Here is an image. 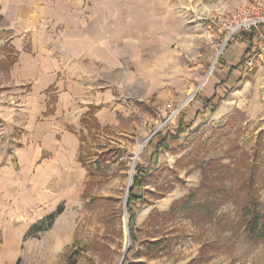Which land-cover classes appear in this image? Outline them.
<instances>
[{
    "label": "rangeland",
    "instance_id": "obj_1",
    "mask_svg": "<svg viewBox=\"0 0 264 264\" xmlns=\"http://www.w3.org/2000/svg\"><path fill=\"white\" fill-rule=\"evenodd\" d=\"M44 1L0 0V264H120L126 249L121 264H264V29L238 32L211 67L224 39L211 22L264 19V0L166 2L178 4L192 35L213 33L208 74L233 40L249 41L234 66L240 78L219 94V118L124 93V113L111 125L98 124L96 108L66 123L71 108L56 113L62 87L37 95L35 68L54 59L65 87L67 48L83 47V29L129 27L135 37L146 16L131 14V0L126 16L115 7L111 18L81 0L73 6L80 19L63 0ZM204 48L187 40L185 68ZM159 132L175 140L151 154ZM137 169L146 177L128 207Z\"/></svg>",
    "mask_w": 264,
    "mask_h": 264
},
{
    "label": "crops",
    "instance_id": "obj_2",
    "mask_svg": "<svg viewBox=\"0 0 264 264\" xmlns=\"http://www.w3.org/2000/svg\"><path fill=\"white\" fill-rule=\"evenodd\" d=\"M80 1L63 0L66 14L70 18H83L82 13L73 10V6ZM131 1L138 4V8L135 6L131 14L140 15L141 18L146 16L143 20L146 29L141 31V35L137 32L133 37L129 27L123 28L119 33L114 28L108 33L104 29V35L99 24L97 29H83V47L67 48L66 69L69 79L66 88L57 80L63 69L53 59L47 61V64H38L35 68L37 80L32 85L34 92L38 95L50 86L60 85L62 93L57 95L56 113L62 114L64 108L70 107L72 114H67L65 121L72 125H78L80 118L91 108H96L94 116L98 124H114L117 113H124L119 100L124 93L139 97L143 102L152 99L158 104L164 101L166 104H183L187 117L210 110L219 118L223 113L218 109L223 105L218 103L219 94L226 88H232L240 78L238 69L234 66L238 65L240 59L247 57L249 41L233 40L234 43L226 51L217 71L215 69L208 74L206 63L211 54L205 49L214 48L211 45L214 39L211 31L204 29L201 33L192 35L194 33L187 27L184 19L176 16L179 14L178 4L175 8L173 5L169 7L166 3L168 0ZM44 2L47 7L52 4L51 0ZM89 2L97 4V17H114L115 7L122 16H126V0ZM22 15L26 16L25 13ZM39 15L33 16L34 21ZM154 15L158 17L153 19ZM141 22L142 19L139 20ZM187 40H201L205 44L202 51L195 52L196 63L192 69L185 68L180 57L183 52L186 53ZM172 45L174 49L171 50ZM69 102H72L71 106ZM65 134L66 132L64 136L68 139ZM166 136L168 135L159 132L150 139V144L155 146L151 154L156 153ZM173 140L175 139H168L163 143L162 149L167 148Z\"/></svg>",
    "mask_w": 264,
    "mask_h": 264
},
{
    "label": "built area",
    "instance_id": "obj_3",
    "mask_svg": "<svg viewBox=\"0 0 264 264\" xmlns=\"http://www.w3.org/2000/svg\"><path fill=\"white\" fill-rule=\"evenodd\" d=\"M213 26H211L213 29L217 30L220 34V36L223 39V43L220 45L219 52L215 56V59L211 65L213 68L215 64V60L217 61V58L219 55L222 54V50L228 45V43H231L232 39H234V36L238 32H246V31H255V32H261L264 29V19L260 20H244L241 19L239 15L230 14V16H226L224 19H221L218 21V23L215 24V22H211ZM258 36L261 38L262 36L258 34ZM211 68V70H212Z\"/></svg>",
    "mask_w": 264,
    "mask_h": 264
},
{
    "label": "trees",
    "instance_id": "obj_4",
    "mask_svg": "<svg viewBox=\"0 0 264 264\" xmlns=\"http://www.w3.org/2000/svg\"><path fill=\"white\" fill-rule=\"evenodd\" d=\"M86 116H87V117L84 118V120L82 121V124L85 125V126H88V122H89V123L91 122V117H90L89 115H86ZM173 138H174V137L169 136V135L166 136V137L162 140V143H161L160 147L157 148V151H156L155 154L159 153L160 150L164 147V144H163V143H166V141H167L168 139H173ZM135 174H136V175H135L134 178H133V184H132V186H131V191H130V193H129V195H128V203H127V204H128V207H130L131 203H132L133 200L136 198L135 195L133 194V190H134V188H140V186H141L143 180H144L145 177H146V174H145L144 172H142L141 170H139V169L136 170ZM129 213H130V210H129ZM130 215H131V217H130V219H131V221H130V225H131L132 220H133V219H132L133 214L130 213ZM130 231H131V228H130Z\"/></svg>",
    "mask_w": 264,
    "mask_h": 264
},
{
    "label": "water",
    "instance_id": "obj_5",
    "mask_svg": "<svg viewBox=\"0 0 264 264\" xmlns=\"http://www.w3.org/2000/svg\"><path fill=\"white\" fill-rule=\"evenodd\" d=\"M127 190H128V192H129V189H127ZM126 250H127V249H126ZM126 250L124 251L123 257L121 258L120 264H121V262H122V260H123V258H124V255H125V253H126Z\"/></svg>",
    "mask_w": 264,
    "mask_h": 264
},
{
    "label": "bare ground",
    "instance_id": "obj_6",
    "mask_svg": "<svg viewBox=\"0 0 264 264\" xmlns=\"http://www.w3.org/2000/svg\"><path fill=\"white\" fill-rule=\"evenodd\" d=\"M141 150V146H139V150L138 151H140ZM60 242V241H59ZM51 252V251H50Z\"/></svg>",
    "mask_w": 264,
    "mask_h": 264
}]
</instances>
